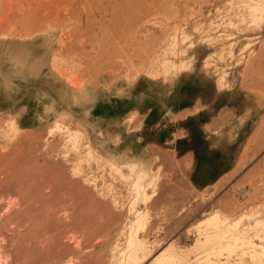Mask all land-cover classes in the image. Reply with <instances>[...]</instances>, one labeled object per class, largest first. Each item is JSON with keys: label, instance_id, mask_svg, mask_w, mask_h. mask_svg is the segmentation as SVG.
Instances as JSON below:
<instances>
[{"label": "rangeland", "instance_id": "obj_1", "mask_svg": "<svg viewBox=\"0 0 264 264\" xmlns=\"http://www.w3.org/2000/svg\"><path fill=\"white\" fill-rule=\"evenodd\" d=\"M250 3L0 0V264H264Z\"/></svg>", "mask_w": 264, "mask_h": 264}, {"label": "bare ground", "instance_id": "obj_2", "mask_svg": "<svg viewBox=\"0 0 264 264\" xmlns=\"http://www.w3.org/2000/svg\"><path fill=\"white\" fill-rule=\"evenodd\" d=\"M251 2L252 3H250L249 5H248V8H249V10L252 12V15H253V18H254V20H259V19H261L263 16H264V0H251ZM12 3V2H11ZM10 3V4H11ZM7 4V3H6ZM2 5V4H1ZM8 6H9V4H8ZM7 7V6H6ZM247 8V9H248ZM31 9V8H30ZM3 13V12H2ZM1 14V13H0ZM10 15H11V13H10ZM1 16V15H0ZM5 17H7V16H5ZM11 17V16H10ZM11 20V19H10ZM253 20V21H254ZM9 21V20H8ZM1 23V22H0ZM18 24V23H17ZM7 34H9V32L7 33ZM5 35H6V33H5ZM9 37V36H8ZM3 50H1V52H2ZM31 52V51H30ZM31 54V53H30ZM40 57V56H39ZM34 58V57H33ZM38 58V57H37ZM42 68V67H41ZM172 68H175V67H172ZM182 68V67H181ZM138 167L139 168V175H141L142 173H145L144 171H145V167H146V165H143V164H141V162L140 161H135L133 164L131 163L130 164V167L132 168V169H135V167ZM136 171V170H135ZM138 173V172H137ZM136 173V174H137ZM214 220H216V225H217V227H219L222 231H224L225 229H226V225H221V223H219V221H217V218H215L214 217ZM211 237L212 236H207L206 237V239H205V241L207 242V241H210L211 240ZM247 241V240H246ZM245 244V243H244ZM140 247V243H137L136 244V248H139ZM175 264V263H174Z\"/></svg>", "mask_w": 264, "mask_h": 264}]
</instances>
